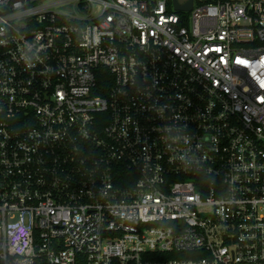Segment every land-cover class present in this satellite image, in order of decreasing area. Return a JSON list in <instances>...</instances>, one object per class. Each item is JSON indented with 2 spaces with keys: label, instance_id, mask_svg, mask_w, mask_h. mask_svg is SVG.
<instances>
[{
  "label": "built area",
  "instance_id": "obj_1",
  "mask_svg": "<svg viewBox=\"0 0 264 264\" xmlns=\"http://www.w3.org/2000/svg\"><path fill=\"white\" fill-rule=\"evenodd\" d=\"M0 264H264V0H0Z\"/></svg>",
  "mask_w": 264,
  "mask_h": 264
},
{
  "label": "trees",
  "instance_id": "obj_2",
  "mask_svg": "<svg viewBox=\"0 0 264 264\" xmlns=\"http://www.w3.org/2000/svg\"><path fill=\"white\" fill-rule=\"evenodd\" d=\"M98 87L99 88L97 89L98 91H96V93L99 95L105 96L110 89V81L108 80V78L107 77L99 78ZM181 255L182 256H189L190 254L184 253ZM175 256H177V255H175Z\"/></svg>",
  "mask_w": 264,
  "mask_h": 264
},
{
  "label": "water",
  "instance_id": "obj_3",
  "mask_svg": "<svg viewBox=\"0 0 264 264\" xmlns=\"http://www.w3.org/2000/svg\"><path fill=\"white\" fill-rule=\"evenodd\" d=\"M174 4L176 8L182 9V10H191L193 7V0H189L186 4L184 5H179L176 0H174Z\"/></svg>",
  "mask_w": 264,
  "mask_h": 264
},
{
  "label": "rangeland",
  "instance_id": "obj_4",
  "mask_svg": "<svg viewBox=\"0 0 264 264\" xmlns=\"http://www.w3.org/2000/svg\"><path fill=\"white\" fill-rule=\"evenodd\" d=\"M181 2L185 1V0H180Z\"/></svg>",
  "mask_w": 264,
  "mask_h": 264
}]
</instances>
